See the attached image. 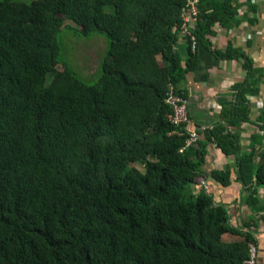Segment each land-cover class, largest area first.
I'll return each mask as SVG.
<instances>
[{
	"label": "trees",
	"instance_id": "16d2710c",
	"mask_svg": "<svg viewBox=\"0 0 264 264\" xmlns=\"http://www.w3.org/2000/svg\"><path fill=\"white\" fill-rule=\"evenodd\" d=\"M183 5L0 0V264L248 261L254 246L249 228L256 223L249 219L242 231L233 227L226 208L204 188L192 190L200 184L204 148L199 137L185 144L190 129L173 126L165 104L170 86L184 101L178 86L197 69L199 45H208L216 24L236 23L239 4L199 0L193 50L179 32ZM65 20L75 26L74 37L106 41L93 84L66 79L71 73L55 40ZM215 54L220 61L239 58L246 79L229 110L219 102L224 121L207 138L236 154L243 203L264 221V200L255 198L264 187V117L255 125L261 134L255 131L242 156L229 128L247 120L245 97L256 94L251 78L258 72L230 44ZM65 80L67 89L56 92L54 84ZM211 177L229 182L228 172Z\"/></svg>",
	"mask_w": 264,
	"mask_h": 264
},
{
	"label": "crops",
	"instance_id": "0c3cea01",
	"mask_svg": "<svg viewBox=\"0 0 264 264\" xmlns=\"http://www.w3.org/2000/svg\"><path fill=\"white\" fill-rule=\"evenodd\" d=\"M236 1L239 4L236 23L233 22L230 27L216 24L212 28L211 33L206 36L208 45L198 47L197 69L186 76L178 88L185 96L183 102L187 114L186 128L190 131H193V128L205 129L198 134L200 144L204 148V164L201 168V177L197 181L200 184L192 185V190L198 192L204 188L211 195L215 205L226 208L229 222L233 227L242 231V223L249 219L256 223L255 228H249L253 231L255 264H264V221L259 219L261 212L255 215L253 210L255 207L243 203L245 191L238 182L236 174L238 157L236 154L224 153L207 138V131L224 121L219 102H224L226 109L229 110L234 104L236 86L246 79L239 58L220 61L216 57L215 51L225 52L229 44L247 55L252 70L258 72L253 73L251 78L252 82H257L256 94L245 97L247 120L238 126L229 127L233 128L236 134L238 156L248 153L251 136L255 131L261 134L255 125L259 117H264V0H249L254 6L253 10H247L246 0ZM179 44L182 45L183 42ZM254 148L260 149V146ZM253 163L254 168L258 158L255 157ZM214 172H228V184L222 185L214 180L211 177ZM255 198L259 201L264 200V187L256 189Z\"/></svg>",
	"mask_w": 264,
	"mask_h": 264
},
{
	"label": "rangeland",
	"instance_id": "374dc122",
	"mask_svg": "<svg viewBox=\"0 0 264 264\" xmlns=\"http://www.w3.org/2000/svg\"><path fill=\"white\" fill-rule=\"evenodd\" d=\"M63 26L66 27L61 30V33L56 36L55 40L59 47V57L68 67V72L71 73L66 79L73 77L87 84L95 83L99 77L97 64L99 59H101L99 57L106 51V41L98 36L88 39L76 38L72 35L75 29L72 23L65 20ZM49 80V76H47L46 85H49ZM66 81L55 83V91L58 93L64 92L69 83ZM227 238L225 236L224 240L227 241Z\"/></svg>",
	"mask_w": 264,
	"mask_h": 264
},
{
	"label": "built area",
	"instance_id": "2783aa9c",
	"mask_svg": "<svg viewBox=\"0 0 264 264\" xmlns=\"http://www.w3.org/2000/svg\"><path fill=\"white\" fill-rule=\"evenodd\" d=\"M198 2L199 0H185L184 5L180 10L179 17L181 20L179 32L183 37H187L190 41V48L193 50L197 47V40H195L192 31L195 21L198 17ZM165 104L170 108L171 115L168 116L169 121L173 126H180L187 121V114L183 100L174 95L172 86L168 87L165 97ZM200 130H205L200 128ZM198 134L194 131H189L188 138L185 144H190L197 140ZM256 251L255 247L249 245V259L245 264H255Z\"/></svg>",
	"mask_w": 264,
	"mask_h": 264
}]
</instances>
